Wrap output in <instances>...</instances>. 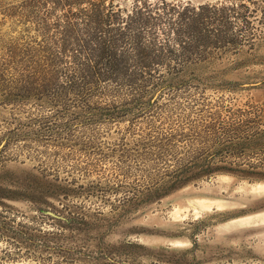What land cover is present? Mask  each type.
I'll return each instance as SVG.
<instances>
[{
  "label": "rangeland",
  "instance_id": "374dc122",
  "mask_svg": "<svg viewBox=\"0 0 264 264\" xmlns=\"http://www.w3.org/2000/svg\"><path fill=\"white\" fill-rule=\"evenodd\" d=\"M103 5L0 0V264H264V0Z\"/></svg>",
  "mask_w": 264,
  "mask_h": 264
},
{
  "label": "trees",
  "instance_id": "16d2710c",
  "mask_svg": "<svg viewBox=\"0 0 264 264\" xmlns=\"http://www.w3.org/2000/svg\"><path fill=\"white\" fill-rule=\"evenodd\" d=\"M112 1V0H110ZM139 3V6H136V8L131 11V16L138 15L142 12V8L144 9V5L148 0H136ZM78 4L83 5L80 7V12L85 15L86 18H96V17H102V15L105 16V20H108V17H110L109 11L107 14H103V9L106 7L103 5L104 0H76ZM206 7L204 4L198 5V10L194 11V8H190V15L188 16L191 21L199 23L203 19V13L202 10ZM186 8H184L181 12H179V18L184 15ZM184 17V16H183ZM96 39V38H95ZM100 40L97 41V51L99 55V59L97 63L100 65L101 72H98L97 74L99 76H122L128 74V69L124 66H120L118 64V59L116 57V54L114 51L106 50L103 46H101V43L104 41H111V38L108 37V35L104 36V38L100 37ZM106 53V55H104ZM99 71V70H98ZM190 178H183L179 177L178 174L174 175L169 182L166 184L167 191L174 190L175 188H178L185 184ZM2 226L0 225V229Z\"/></svg>",
  "mask_w": 264,
  "mask_h": 264
},
{
  "label": "water",
  "instance_id": "95a60500",
  "mask_svg": "<svg viewBox=\"0 0 264 264\" xmlns=\"http://www.w3.org/2000/svg\"><path fill=\"white\" fill-rule=\"evenodd\" d=\"M48 214H50V215H52V216H55V217H60L59 215H57V214H55V213H53V212H51V211H46Z\"/></svg>",
  "mask_w": 264,
  "mask_h": 264
}]
</instances>
